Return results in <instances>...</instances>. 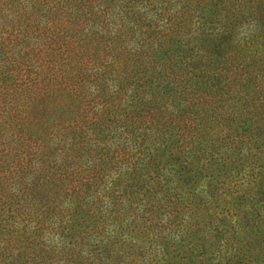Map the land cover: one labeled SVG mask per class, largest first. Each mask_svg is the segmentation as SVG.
I'll list each match as a JSON object with an SVG mask.
<instances>
[{
    "label": "trees",
    "instance_id": "trees-1",
    "mask_svg": "<svg viewBox=\"0 0 264 264\" xmlns=\"http://www.w3.org/2000/svg\"><path fill=\"white\" fill-rule=\"evenodd\" d=\"M0 264H264V0H0Z\"/></svg>",
    "mask_w": 264,
    "mask_h": 264
},
{
    "label": "rangeland",
    "instance_id": "rangeland-1",
    "mask_svg": "<svg viewBox=\"0 0 264 264\" xmlns=\"http://www.w3.org/2000/svg\"><path fill=\"white\" fill-rule=\"evenodd\" d=\"M124 165H127L124 164ZM119 172V171H118ZM111 177H116L115 175H110ZM106 203H103V207L105 208ZM118 207V206H114ZM140 208H130L128 205H119V208L117 209L116 213L113 214H106L105 218L98 223L99 230H100V237L99 240H101L104 244H109L113 241H116L118 244L117 246H112V252L115 254H121V258L123 256L122 252H119L121 241H125L128 238H130V235L137 231L138 229H141L144 227V225L147 226L148 231V221L147 223L144 222L142 218H140L141 211H139ZM161 222V221H160ZM160 222L152 221V223H149V226H151L150 230L152 232H155ZM158 224V225H157ZM152 236V235H151ZM147 250H144L146 252ZM150 252V251H148ZM147 252V253H148ZM118 256V257H120ZM118 257H112L111 261H115Z\"/></svg>",
    "mask_w": 264,
    "mask_h": 264
}]
</instances>
